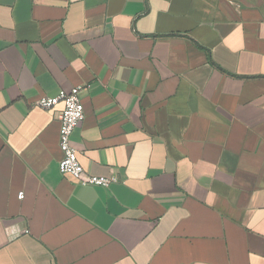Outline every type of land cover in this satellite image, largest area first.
<instances>
[{
  "label": "crops",
  "instance_id": "crops-1",
  "mask_svg": "<svg viewBox=\"0 0 264 264\" xmlns=\"http://www.w3.org/2000/svg\"><path fill=\"white\" fill-rule=\"evenodd\" d=\"M0 264H264V0H0Z\"/></svg>",
  "mask_w": 264,
  "mask_h": 264
},
{
  "label": "built area",
  "instance_id": "built-area-1",
  "mask_svg": "<svg viewBox=\"0 0 264 264\" xmlns=\"http://www.w3.org/2000/svg\"><path fill=\"white\" fill-rule=\"evenodd\" d=\"M83 90V87H76L69 93H61L56 97H42L35 105L43 110H51L62 104L58 116L60 122L58 146L61 152V159L58 163L59 173L69 176L82 186L107 188L111 183L116 182V179L93 176L85 171L72 145V134L84 119V107L80 101V94ZM18 199H23L22 193L18 194Z\"/></svg>",
  "mask_w": 264,
  "mask_h": 264
}]
</instances>
